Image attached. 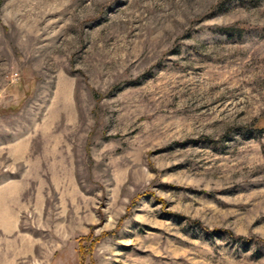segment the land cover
<instances>
[{
	"label": "rangeland",
	"instance_id": "374dc122",
	"mask_svg": "<svg viewBox=\"0 0 264 264\" xmlns=\"http://www.w3.org/2000/svg\"><path fill=\"white\" fill-rule=\"evenodd\" d=\"M227 229L264 239V0H0V264H264Z\"/></svg>",
	"mask_w": 264,
	"mask_h": 264
},
{
	"label": "trees",
	"instance_id": "16d2710c",
	"mask_svg": "<svg viewBox=\"0 0 264 264\" xmlns=\"http://www.w3.org/2000/svg\"><path fill=\"white\" fill-rule=\"evenodd\" d=\"M198 224L200 225V226H202V228L206 231V232H211L212 233V231L210 230V229H208L207 227H205V226H203L201 223H199L198 222ZM225 232H226V234L228 235V237L229 238H231V239H233V240H238V241H245V242H251V241H253V242H255V243H263L264 244V239H262V238H258V237H255V238H247V237H244V236H237V235H235L231 230H225ZM83 239H86V238H83ZM94 244V243H93ZM84 248H83V246L81 247H79V251H78V254H79V257L81 258V257H83V255H84ZM82 263H83V261H82Z\"/></svg>",
	"mask_w": 264,
	"mask_h": 264
}]
</instances>
